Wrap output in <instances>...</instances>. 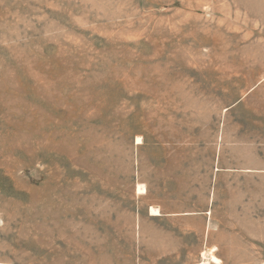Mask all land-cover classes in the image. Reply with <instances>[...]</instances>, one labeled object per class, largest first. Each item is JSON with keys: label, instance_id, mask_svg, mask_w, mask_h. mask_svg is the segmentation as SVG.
Instances as JSON below:
<instances>
[{"label": "rangeland", "instance_id": "1", "mask_svg": "<svg viewBox=\"0 0 264 264\" xmlns=\"http://www.w3.org/2000/svg\"><path fill=\"white\" fill-rule=\"evenodd\" d=\"M166 143L264 219V0H0V264H199L135 195ZM251 230L223 264H264Z\"/></svg>", "mask_w": 264, "mask_h": 264}, {"label": "crops", "instance_id": "2", "mask_svg": "<svg viewBox=\"0 0 264 264\" xmlns=\"http://www.w3.org/2000/svg\"><path fill=\"white\" fill-rule=\"evenodd\" d=\"M173 149L169 143L152 146L150 181H144L138 175L135 195L148 198L146 215L152 221L164 224L160 226L162 233L182 234L184 240L187 236H202L200 241L205 247L199 249V264H223L224 245L246 242L245 236L251 234V228L264 229V219L256 220L255 215H245L236 217L235 223L230 216L217 211L216 199L223 183L218 175L225 170L219 166L221 148L214 153L213 177L203 184L193 179V164L172 161L176 155ZM185 172H190L189 179L184 178ZM139 185L145 191H137ZM152 209H157V214ZM177 220L182 223L181 226L170 225ZM212 253L220 260L219 263L213 262Z\"/></svg>", "mask_w": 264, "mask_h": 264}, {"label": "bare ground", "instance_id": "3", "mask_svg": "<svg viewBox=\"0 0 264 264\" xmlns=\"http://www.w3.org/2000/svg\"><path fill=\"white\" fill-rule=\"evenodd\" d=\"M142 143V139H141V137H138L137 138V144H141ZM137 191H139V192H143V191H145V188L144 187H142V186H140L139 185V187H138V190ZM152 212L154 213V214H157V209H152ZM214 251V250H213ZM212 251V252H213ZM211 252V251H210ZM205 254V253H204ZM211 258H212V260H213V262H215V263H219L220 262V260L212 253L211 254Z\"/></svg>", "mask_w": 264, "mask_h": 264}]
</instances>
